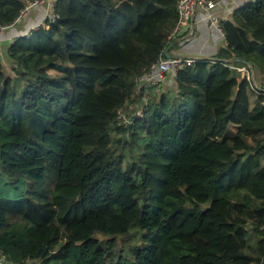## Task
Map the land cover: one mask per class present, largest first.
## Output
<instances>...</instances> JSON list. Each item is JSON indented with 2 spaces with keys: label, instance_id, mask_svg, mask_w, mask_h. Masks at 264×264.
I'll return each mask as SVG.
<instances>
[{
  "label": "trees",
  "instance_id": "1",
  "mask_svg": "<svg viewBox=\"0 0 264 264\" xmlns=\"http://www.w3.org/2000/svg\"><path fill=\"white\" fill-rule=\"evenodd\" d=\"M177 1L55 0L51 17L1 47L8 263L262 262L264 94L227 63L264 83V0L235 9L221 24L226 45L144 108L136 80L174 48ZM25 3L0 0V23Z\"/></svg>",
  "mask_w": 264,
  "mask_h": 264
},
{
  "label": "built area",
  "instance_id": "2",
  "mask_svg": "<svg viewBox=\"0 0 264 264\" xmlns=\"http://www.w3.org/2000/svg\"><path fill=\"white\" fill-rule=\"evenodd\" d=\"M54 1L55 0H52L51 2V13L53 12ZM222 1L223 0H178L176 3L178 19L174 29L170 33L169 39H173L175 41L178 39L184 40L189 37H195L198 32L194 28L193 17L197 11L202 12L205 15L206 24L208 28L213 27L217 29L222 35H224L223 30L221 28V24L222 22L228 19L226 17L220 16L214 11L216 6ZM43 3L44 0H26L24 8L20 11L18 16L14 19L12 23H0V34L7 31L13 25L19 23L24 17L27 16L28 12L31 9L40 6ZM199 59L201 58L187 57L176 54H171L169 58H166L164 56L160 57L157 61L151 63L146 69H144L143 76L137 79L136 83L143 82L145 84L157 86L159 85V83L164 81V78L167 75H169L174 80L178 70L184 67L191 66L195 61ZM227 65L230 69L235 70L237 73H239L240 77L244 78L248 82V86L251 92H253L254 94H264V83L260 79L256 80V70L251 67V65L246 64L238 66L228 63ZM127 110L128 109L126 108V111ZM117 119L120 121V123H127L124 118V115H121L120 112H118ZM0 264H8L1 252ZM260 264H264V258Z\"/></svg>",
  "mask_w": 264,
  "mask_h": 264
},
{
  "label": "crops",
  "instance_id": "3",
  "mask_svg": "<svg viewBox=\"0 0 264 264\" xmlns=\"http://www.w3.org/2000/svg\"><path fill=\"white\" fill-rule=\"evenodd\" d=\"M255 1L257 0H223L216 6L214 11L230 20L235 9ZM51 2L52 0H44L43 4L31 9L27 14L28 17H24L26 19L23 18L24 20L17 27L0 34L1 47L7 48L16 37L29 34L31 30L42 24L45 18L51 14ZM193 25L198 32L197 35L184 40H176L180 42L181 46L171 49L170 54L206 59L213 58L218 49L226 45L224 35L213 27H207L205 15L202 12L197 11L194 14ZM166 78L168 77L164 78L163 83H165Z\"/></svg>",
  "mask_w": 264,
  "mask_h": 264
},
{
  "label": "rangeland",
  "instance_id": "4",
  "mask_svg": "<svg viewBox=\"0 0 264 264\" xmlns=\"http://www.w3.org/2000/svg\"><path fill=\"white\" fill-rule=\"evenodd\" d=\"M48 17H51V14H49ZM173 42H174V45H175L174 48H176L177 46H179V47L181 46L179 41L175 40ZM2 50L4 51V48H2ZM3 58L6 59L5 56H3ZM50 73L52 75H55V73L52 72V71ZM255 73H257V72L255 71ZM257 75H258V73H257ZM257 75H256L255 78H256V80H259L260 78H259V76L257 77ZM166 77H168V78L165 79V83L161 82L157 86L150 85V84H145L143 82H137L136 83V86H135L136 93H140L141 92L142 95H143L141 97V106H144V108H145V106H146V104H147L149 99H152L154 97L158 98V95H160V93L163 92V91L167 92V95L169 97H171L173 95V85H174L173 84L174 83L173 79L169 75H167ZM250 95H251L250 97L252 98L253 97L252 94H250ZM139 105H140V103L134 104V106H131L130 109H137L136 107H139ZM119 112H120L121 115H124V118H125L126 122H128V117L126 115V108L121 109ZM140 115H141L140 111L139 112H136V111L134 112V116H140ZM133 243H134L133 241L124 243L123 247H120L119 249L127 251L128 248H126V247H129V244H133ZM59 255H60V251H55V253L52 255L53 259L57 258ZM8 264H10V263H8ZM24 264H40V262L37 259L36 260H27ZM55 264H57V263H55Z\"/></svg>",
  "mask_w": 264,
  "mask_h": 264
},
{
  "label": "water",
  "instance_id": "5",
  "mask_svg": "<svg viewBox=\"0 0 264 264\" xmlns=\"http://www.w3.org/2000/svg\"><path fill=\"white\" fill-rule=\"evenodd\" d=\"M172 47V43L168 45V47L164 50L163 54H164V57L166 58H169L171 56V54L169 53V50L171 49Z\"/></svg>",
  "mask_w": 264,
  "mask_h": 264
}]
</instances>
